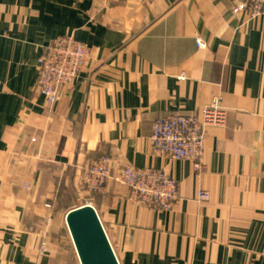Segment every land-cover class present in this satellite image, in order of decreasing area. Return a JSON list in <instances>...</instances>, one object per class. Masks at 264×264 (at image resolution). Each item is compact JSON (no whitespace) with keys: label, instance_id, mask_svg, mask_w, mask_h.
I'll return each mask as SVG.
<instances>
[{"label":"crops","instance_id":"crops-1","mask_svg":"<svg viewBox=\"0 0 264 264\" xmlns=\"http://www.w3.org/2000/svg\"><path fill=\"white\" fill-rule=\"evenodd\" d=\"M238 1L0 0V264H51L42 241L74 251L65 215L85 203L119 264H264V16ZM61 35L90 58L48 106L37 61ZM213 103L226 121L207 127L199 170L152 151L153 121ZM102 155L115 174L174 178V206L132 202L114 179L88 191L82 170Z\"/></svg>","mask_w":264,"mask_h":264},{"label":"built area","instance_id":"built-area-1","mask_svg":"<svg viewBox=\"0 0 264 264\" xmlns=\"http://www.w3.org/2000/svg\"><path fill=\"white\" fill-rule=\"evenodd\" d=\"M233 12L243 13L248 19L264 16V0H239ZM89 58L90 49L84 43L70 35L56 37L38 58L35 91L52 106L58 91L79 77ZM225 121L226 111L217 103L203 108L200 115L172 114L157 119L149 136L152 151L171 159L190 160L199 170L207 127L223 125ZM82 177L84 186L93 192H103L108 179H114L127 188L130 201L150 209L170 210L178 198L176 180L161 169L125 165L115 174L107 155L91 161ZM198 198L206 200L207 192L200 191Z\"/></svg>","mask_w":264,"mask_h":264},{"label":"water","instance_id":"water-1","mask_svg":"<svg viewBox=\"0 0 264 264\" xmlns=\"http://www.w3.org/2000/svg\"><path fill=\"white\" fill-rule=\"evenodd\" d=\"M65 224L79 264H119L91 205L84 204L67 211Z\"/></svg>","mask_w":264,"mask_h":264},{"label":"rangeland","instance_id":"rangeland-1","mask_svg":"<svg viewBox=\"0 0 264 264\" xmlns=\"http://www.w3.org/2000/svg\"><path fill=\"white\" fill-rule=\"evenodd\" d=\"M84 171H85V169L82 170V174H81V183L82 184H83V181H82L83 177L82 176L84 174ZM90 192H93V191H90ZM85 204H87V203H85ZM153 210H155V209H153ZM157 211H160V210H157ZM49 224L50 225L52 224L51 220H50ZM50 227L51 226H49L48 228H47V226L46 227L45 226L44 227L40 226V227H37V231L41 230V233L43 231L46 235H48L49 234L48 232L51 231V229H52V228L50 229ZM45 229H47V231H48L47 233L48 234L46 233ZM63 239H64L63 242H60V243L59 242H57V243L56 242L55 243H47L45 241H42L40 243V252L41 253L42 252L45 253L46 250H48V249L52 250L51 254H53V255L50 257V259H51L50 263L51 264H55V263L56 264L57 263L58 264H78V262H76V256H74V251L72 250V247H70V249H69V248H66L64 246L65 244L68 245L67 242H68V240L70 241V239H68V237L67 238H63ZM65 241H67V242H65ZM61 244H63V245H61Z\"/></svg>","mask_w":264,"mask_h":264},{"label":"trees","instance_id":"trees-1","mask_svg":"<svg viewBox=\"0 0 264 264\" xmlns=\"http://www.w3.org/2000/svg\"><path fill=\"white\" fill-rule=\"evenodd\" d=\"M58 201L56 202L57 203V206L60 208V207H67L68 206V202H69V199L67 198V197H64V198H58L57 199ZM59 234H60V232H55V233H53V235L56 237H58L59 236ZM56 243L57 242H59L60 243V241L59 240H54ZM61 245H63V244H61ZM66 248H69L70 249V246L69 245H67V244H65L64 245ZM56 264V263H55ZM58 264V263H57Z\"/></svg>","mask_w":264,"mask_h":264}]
</instances>
